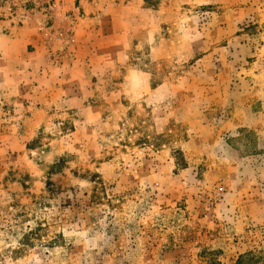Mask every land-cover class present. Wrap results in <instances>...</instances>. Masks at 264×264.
Instances as JSON below:
<instances>
[{"label": "rangeland", "instance_id": "1", "mask_svg": "<svg viewBox=\"0 0 264 264\" xmlns=\"http://www.w3.org/2000/svg\"><path fill=\"white\" fill-rule=\"evenodd\" d=\"M204 252L264 253V0H0V264Z\"/></svg>", "mask_w": 264, "mask_h": 264}, {"label": "trees", "instance_id": "2", "mask_svg": "<svg viewBox=\"0 0 264 264\" xmlns=\"http://www.w3.org/2000/svg\"><path fill=\"white\" fill-rule=\"evenodd\" d=\"M243 131H241L242 133ZM175 164L178 168H185V162L182 158L181 152H176L174 155ZM202 264H221L217 258L216 253H203ZM234 264H264V253L258 252L257 254L248 252L241 256H238Z\"/></svg>", "mask_w": 264, "mask_h": 264}]
</instances>
